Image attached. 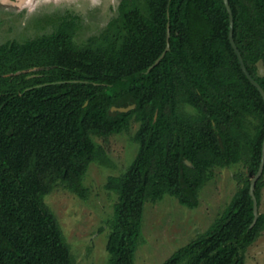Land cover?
<instances>
[{
	"label": "trees",
	"instance_id": "obj_1",
	"mask_svg": "<svg viewBox=\"0 0 264 264\" xmlns=\"http://www.w3.org/2000/svg\"><path fill=\"white\" fill-rule=\"evenodd\" d=\"M230 4L236 43L264 87V0ZM119 10L83 44L75 40L77 15L52 33L0 43V264H77L46 196L64 183L87 198L85 176L105 154L94 136L128 131L133 121L139 152L107 181L118 193L110 263L136 264L148 201L170 193L195 207L214 166L246 157L249 177L228 208L162 263L246 264L264 231V212L252 226L251 194L263 154L264 96L233 46L226 2L122 0ZM169 26L171 47L151 68L167 48ZM263 189L264 173L259 207Z\"/></svg>",
	"mask_w": 264,
	"mask_h": 264
},
{
	"label": "rangeland",
	"instance_id": "obj_2",
	"mask_svg": "<svg viewBox=\"0 0 264 264\" xmlns=\"http://www.w3.org/2000/svg\"><path fill=\"white\" fill-rule=\"evenodd\" d=\"M122 0H0V43L52 33L66 16L77 15L80 28L77 43L83 44L100 34L108 22L118 17ZM261 74L264 67L261 66ZM188 112L196 111L190 105ZM257 121L250 117L247 127L255 132ZM140 123L130 130L108 137L94 136L105 154L94 161L85 176L88 196L83 198L64 183L46 196L71 246L77 264H111L107 242L115 216L118 193L107 187L111 175L127 171L136 158L140 143L135 134ZM107 159V161H105ZM244 157L228 166L216 165L200 191L199 204L184 205L173 194H166L145 205L142 236L136 251V264H162L178 249L207 232L228 208L234 195L249 177ZM260 211L264 212V189ZM246 264H264V231L247 251Z\"/></svg>",
	"mask_w": 264,
	"mask_h": 264
},
{
	"label": "water",
	"instance_id": "obj_3",
	"mask_svg": "<svg viewBox=\"0 0 264 264\" xmlns=\"http://www.w3.org/2000/svg\"><path fill=\"white\" fill-rule=\"evenodd\" d=\"M225 2H226V5L228 7V10L230 12V16H231L230 38H231V41L233 43V46L235 47V49H236V51H237V53L239 55V58H240V61H241L243 69L247 73L248 77L252 80V82L260 89V91L262 92V94L264 96V87L249 72V70H248V68L246 66L243 54H242L241 50L239 49V47H238V45L236 43V40H235V37H234V14H233V9H232V6L230 4V0H225ZM170 35H171V30H170V26H169L167 48L165 49L163 54L156 60L155 64H153L151 66V68L154 67L156 64H158L161 61V59L165 56L167 51L170 49V47H171L170 40H169L170 39ZM128 109L129 108H125V107H121L120 108L121 111L122 110H128ZM263 173H264V143H263V154H262V161H261V164H260V168H259L258 172L252 177V181H251V194H252L253 199H254V211H255V218H254V222L252 223V226H254L256 224V222H257V220H258V218L260 216V213H261L260 212V207H259L258 197L256 195V184H257L259 178L263 175Z\"/></svg>",
	"mask_w": 264,
	"mask_h": 264
}]
</instances>
